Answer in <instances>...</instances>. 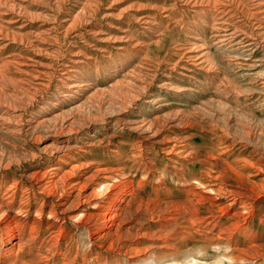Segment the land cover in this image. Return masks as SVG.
<instances>
[{"label": "rangeland", "instance_id": "1", "mask_svg": "<svg viewBox=\"0 0 264 264\" xmlns=\"http://www.w3.org/2000/svg\"><path fill=\"white\" fill-rule=\"evenodd\" d=\"M178 1L0 0V226L21 219L14 239L0 228V251L20 243L8 260L0 252V264H264V188L220 210L227 184L264 186V0ZM165 115L176 124L169 137L191 153L176 164L127 124ZM60 147L71 176L121 169L112 183L133 179L138 199L177 203L181 219L126 211L121 238L110 244L74 208L50 214L56 195L39 194L30 175L58 163ZM199 195L207 200L197 203ZM188 210L213 217L205 233L204 225L182 228Z\"/></svg>", "mask_w": 264, "mask_h": 264}, {"label": "bare ground", "instance_id": "2", "mask_svg": "<svg viewBox=\"0 0 264 264\" xmlns=\"http://www.w3.org/2000/svg\"><path fill=\"white\" fill-rule=\"evenodd\" d=\"M3 1V0H1ZM178 1V0H177ZM199 1V0H198ZM228 1V0H227ZM247 1V0H246ZM250 1V0H249ZM5 2V1H4ZM7 2V1H6ZM13 2V1H12ZM179 2V1H178ZM203 2V1H202ZM217 1H215L216 3ZM238 2V1H236ZM252 2V1H251ZM256 2V1H255ZM264 2V1H263ZM22 3V2H21ZM20 3V4H21ZM27 3V2H26ZM175 3V2H174ZM184 3V2H183ZM198 3V2H197ZM200 3V2H199ZM219 3V2H218ZM260 3V0H259ZM9 4V3H8ZM16 4V3H15ZM19 4V3H18ZM17 4V5H18ZM176 4V3H175ZM187 4V2H186ZM203 4V3H202ZM210 4V3H208ZM207 4V6H208ZM214 4V3H213ZM220 4V3H219ZM235 4V3H234ZM241 4V2H240ZM255 4V3H254ZM3 3L1 4V6ZM22 5V4H21ZM205 5V4H204ZM237 5V4H236ZM243 5V4H242ZM7 6V5H6ZM10 6V5H9ZM13 6V4L11 5ZM196 6V5H195ZM202 6V5H199ZM210 6V5H209ZM216 6V5H215ZM223 6V5H222ZM258 6V4H257ZM15 7V6H14ZM13 7V8H14ZM17 7V6H16ZM190 7V6H189ZM197 7V6H196ZM220 7V6H219ZM256 7V6H255ZM217 8V7H216ZM229 8V7H228ZM234 8V7H233ZM244 8V7H243ZM250 8V7H249ZM261 8V7H260ZM8 9V8H7ZM10 9V7H9ZM79 9V8H78ZM161 9V8H160ZM252 9V8H251ZM13 10V9H12ZM19 10V9H18ZM210 10V9H209ZM213 10V8H212ZM217 10V9H216ZM246 10V8H245ZM20 11V10H19ZM224 11V10H223ZM258 11V10H257ZM14 12V11H13ZM80 12V11H79ZM252 12V11H251ZM256 12V11H255ZM254 12V13H255ZM262 12V10H261ZM2 14V12H0ZM16 13V12H15ZM216 13V12H215ZM227 13V12H226ZM225 13V14H226ZM258 13V12H257ZM255 13V14H257ZM77 14V13H76ZM75 14V15H76ZM249 14V13H248ZM253 14V13H252ZM259 14V13H258ZM13 15V14H12ZM11 15V16H12ZM224 15V12H223ZM253 16V15H251ZM1 18V17H0ZM19 18V17H18ZM71 18V17H70ZM256 18V17H255ZM9 19V18H8ZM72 19V18H71ZM259 19V18H258ZM257 19V21H258ZM144 20V19H143ZM263 21V20H261ZM10 22V21H9ZM13 22V21H12ZM143 22V21H142ZM148 22V21H147ZM70 23V21H69ZM258 23V22H257ZM19 25V24H18ZM260 25V24H259ZM13 26V25H12ZM234 26V25H233ZM15 27V26H13ZM23 27V26H22ZM145 27V26H144ZM148 28V27H147ZM10 29V28H9ZM253 29V28H252ZM2 30V29H1ZM46 30V29H45ZM262 30V29H261ZM260 30V31H261ZM8 31V30H7ZM42 31V30H41ZM239 31V29H238ZM238 31L236 30L237 34ZM19 33V32H18ZM21 33V32H20ZM38 33V32H37ZM46 33V31H45ZM128 33V32H127ZM130 33V31H129ZM241 33V32H240ZM256 33V32H255ZM34 34V33H33ZM39 34V33H38ZM43 34V33H42ZM230 34V33H229ZM254 34V33H253ZM14 35V34H13ZM11 35V36H13ZM47 35V34H46ZM219 35V34H218ZM235 35V34H234ZM233 35V36H234ZM16 36V35H14ZM117 36V35H116ZM222 36V35H221ZM43 37V36H42ZM45 37V36H44ZM112 37V36H111ZM224 37V36H223ZM3 38V37H2ZM46 38V37H45ZM104 38V37H103ZM218 38V37H217ZM226 38V37H225ZM230 38V37H229ZM246 38V37H245ZM249 38V37H248ZM262 38V37H261ZM19 39V38H18ZM22 39V38H21ZM26 39V37H25ZM23 39V40H25ZM38 39V38H36ZM126 39V38H125ZM124 39V40H125ZM220 39V38H219ZM256 39V38H255ZM254 39V40H255ZM259 39V38H258ZM28 40V39H27ZM47 40V39H46ZM257 40V39H256ZM264 40V39H263ZM40 41V40H39ZM118 41V40H117ZM221 41V40H220ZM219 41V42H220ZM264 42V41H263ZM26 43V42H25ZM43 43V42H41ZM194 43V42H193ZM192 43V44H193ZM223 43V42H222ZM225 43V42H224ZM248 43V42H247ZM33 44V43H32ZM240 44V43H239ZM254 44V43H253ZM260 44V43H259ZM222 45V44H221ZM23 46V45H22ZM31 46V45H30ZM189 46V45H188ZM194 46V45H193ZM33 47V46H32ZM36 47V46H35ZM263 47V45H262ZM3 48V47H2ZM30 48V47H29ZM194 48V47H193ZM191 48V49H193ZM202 48V47H201ZM44 49V47H43ZM190 50V49H189ZM198 51L200 48L198 47ZM46 51V50H45ZM183 51V50H182ZM192 51V50H191ZM33 52V51H31ZM13 53V52H12ZM204 53V52H203ZM31 54V53H30ZM43 54V53H42ZM22 55V54H21ZM74 55V54H73ZM78 56V55H77ZM186 56V55H185ZM24 58V56H21ZM16 58V57H15ZM32 58V57H31ZM197 58V57H196ZM203 59V58H202ZM31 60V59H29ZM186 60V59H185ZM12 61V60H11ZM19 61V60H18ZM202 61V60H201ZM192 62V61H191ZM196 62V61H195ZM198 62V61H197ZM7 63V62H6ZM5 63V64H6ZM31 63V62H30ZM199 63V62H198ZM13 64V63H12ZM190 64V63H189ZM16 65V64H14ZM22 65V63H21ZM18 66V65H17ZM45 66V65H44ZM199 66V65H198ZM7 67V66H6ZM27 67V66H26ZM259 67V66H258ZM4 68V67H3ZM255 68V67H254ZM38 69V68H36ZM8 70V69H7ZM72 70V69H71ZM18 71V70H17ZM27 71V70H26ZM38 71V70H37ZM40 71V70H39ZM3 72V71H2ZM32 73V72H31ZM67 73V72H66ZM27 74V73H26ZM37 75V74H36ZM131 75V74H130ZM1 76V75H0ZM33 77V76H32ZM14 78V77H13ZM138 78V77H137ZM1 80V79H0ZM118 80V78H117ZM129 81V80H128ZM134 81V80H133ZM3 82V81H2ZM264 82V81H263ZM1 83V82H0ZM120 83V82H119ZM140 83V82H139ZM259 83V82H258ZM147 84V83H146ZM76 85V84H75ZM88 85V84H87ZM110 85V84H109ZM161 85V84H160ZM163 85V84H162ZM161 85V86H162ZM81 86V85H80ZM115 86V85H114ZM124 86V85H122ZM130 86V85H129ZM141 86V85H140ZM260 86V85H259ZM87 87V86H86ZM133 87V86H132ZM67 88V87H66ZM112 88V87H111ZM131 89V88H130ZM135 91V90H134ZM93 93V92H92ZM117 93V92H116ZM126 94V92H124ZM137 93V92H136ZM90 94V93H89ZM102 96V95H100ZM104 96V95H103ZM102 96V97H103ZM129 96V95H128ZM133 97V95L131 96ZM85 98V97H84ZM77 99V98H76ZM100 99V97H99ZM114 99V98H113ZM121 99V98H120ZM84 100V99H83ZM97 100V99H96ZM105 100V99H104ZM115 100V99H114ZM126 100V99H125ZM59 101V100H57ZM120 101V100H119ZM123 101V100H122ZM133 101V100H131ZM99 102V101H98ZM67 103V102H66ZM93 103V102H92ZM95 103V101H94ZM121 103V102H120ZM125 103V102H124ZM98 104V103H96ZM95 104V105H96ZM102 104V103H101ZM106 104V103H105ZM122 104V103H121ZM162 104V103H161ZM74 105V104H73ZM77 105V104H76ZM75 105V106H76ZM92 105V104H91ZM85 106V105H84ZM71 107V105H70ZM97 108V107H96ZM101 108V107H100ZM157 110V109H156ZM84 111V110H83ZM165 111V110H164ZM84 112H87L86 110ZM161 112V111H160ZM172 112V111H171ZM59 113V112H58ZM57 113V114H58ZM74 113V112H73ZM51 114V113H50ZM79 114V113H78ZM181 114V113H180ZM53 116V115H52ZM166 120H162V123L158 122L159 118H153V120H141L137 122H131L127 123L128 127L130 130L137 132L140 135V138L147 140L149 142H152L154 145H159L161 154L163 157L168 159L171 163L176 164V159L180 160H185L184 158H189L190 156V151L187 152L186 155H182L184 152L183 149L186 147L184 145L180 144H175L174 139L170 138L169 134L171 133L170 130H173L172 128H175L176 124L174 122V119L172 117H167ZM67 117V116H66ZM72 117V116H71ZM83 117V116H82ZM154 117V116H153ZM156 117V116H155ZM121 118V117H120ZM140 118V117H139ZM46 119V118H45ZM72 119V118H71ZM70 119V120H71ZM79 119V118H78ZM77 119V121H78ZM44 120V119H43ZM43 120L40 119V121H37L38 123H43ZM60 120V119H59ZM65 120V119H64ZM67 120V119H66ZM177 120V119H176ZM4 121V120H3ZM74 121V120H73ZM125 121V120H123ZM122 121V123H123ZM6 122V121H5ZM50 122V120H49ZM74 123V122H73ZM6 124V123H5ZM58 124V123H57ZM69 124V123H68ZM12 125V124H11ZM60 125V124H59ZM66 125V124H65ZM7 126V125H5ZM16 126V125H15ZM31 126V125H30ZM35 126V125H33ZM54 126V125H53ZM58 126V125H57ZM69 126V125H68ZM67 126V127H68ZM73 126V125H72ZM113 126V125H112ZM115 126V125H114ZM4 127V126H3ZM123 127V126H122ZM125 127V126H124ZM71 129V128H70ZM8 130V129H7ZM11 130V129H10ZM8 130V131H10ZM14 130V129H13ZM12 130V131H13ZM29 130V129H28ZM68 131V130H67ZM70 132V131H69ZM176 132V131H175ZM14 133V132H13ZM11 134V133H10ZM18 134V133H17ZM30 134V133H29ZM16 136V135H15ZM23 136V135H21ZM174 136V135H173ZM20 137V136H19ZM40 138V137H39ZM38 138V139H39ZM62 142V141H61ZM138 142V141H137ZM136 142V143H137ZM177 142V141H176ZM180 143V142H179ZM148 145V144H147ZM61 146V145H60ZM150 146V145H149ZM59 147V146H58ZM72 146H70L71 148ZM141 147V145H140ZM91 148V147H90ZM146 148V147H145ZM47 149V148H46ZM44 150V149H43ZM48 150V149H47ZM60 153L61 155L57 157L58 163H56L54 166L49 167L46 171H38L37 172H31V177L33 176L35 179V185L37 188L40 190L39 194H45L46 196H50L52 194L56 195V202L51 204L49 213H56V211H59V214H64L67 211H70V209L74 208V213L80 214L79 216H82L84 219V223L86 225V229L90 231V229H97V227L101 228L102 233L99 234L98 236L100 238L102 237H109V243L113 244L114 242H118V240L121 238L120 235V230L121 227L129 220L124 218L125 212L128 211L130 214L132 213H141L142 210H144L146 213H150L152 216L155 212L163 213V219L161 222L163 223H176L178 220L181 219V211L180 210L182 207L178 205L177 203L174 202H158L156 201L151 202L147 201L144 202L140 199L137 198L135 190L132 189V184H133V179L130 178H123L121 182L118 184L112 183L115 181V178L122 177L123 173L121 169L118 170H113L110 168H95L91 170V172H88L86 174H78V175H73L72 170L74 169V166L69 165L68 169H62L61 166L66 165V162L62 161V158L67 156V154L64 153V148L60 147L59 149H55ZM46 151V150H45ZM47 152V151H46ZM51 152V151H50ZM54 152V151H53ZM69 152V151H68ZM70 155V154H69ZM75 156V155H74ZM185 156V157H184ZM188 156V157H187ZM33 157V156H32ZM80 157V156H79ZM82 157V156H81ZM192 157V156H191ZM148 158V157H147ZM66 159V158H65ZM192 159V158H191ZM151 159H142L143 165H149V169L151 172H155V167L154 162L150 161ZM124 161V160H123ZM191 161V160H190ZM152 162V163H151ZM169 162V163H170ZM192 162V161H191ZM198 162V161H196ZM44 163V162H43ZM168 163V162H167ZM188 163V162H187ZM82 164V163H81ZM80 164V165H81ZM84 164V163H83ZM142 164H139L136 170L140 168ZM181 164V163H180ZM2 165V164H1ZM59 165V166H58ZM78 165V163H77ZM86 165V164H85ZM184 165V164H183ZM9 166V165H8ZM51 166V165H50ZM103 166V165H102ZM86 167V166H85ZM200 167V166H199ZM217 167V166H216ZM43 168V167H42ZM144 168V167H143ZM33 170V169H32ZM79 170V169H78ZM233 171L235 169H232ZM180 171V170H178ZM74 172V171H73ZM121 172V173H118ZM182 170L178 173H181ZM211 172V171H210ZM238 175H241L239 172H237ZM175 174V173H174ZM213 176V175H212ZM182 180L186 177L185 174H181ZM225 178L226 175L223 172H219L218 178ZM4 178V177H3ZM209 178V177H208ZM32 179V178H31ZM115 179V180H114ZM196 180V179H195ZM194 180V181H195ZM120 181V180H119ZM136 181V180H135ZM3 182V181H2ZM34 182V181H33ZM111 182V185H107L106 183ZM116 182V181H115ZM197 182V181H196ZM236 182V181H235ZM264 182V180H263ZM9 183V182H8ZM143 183V182H142ZM185 183V182H184ZM13 184V183H12ZM11 184V185H12ZM141 184V183H140ZM138 184V186L140 185ZM200 186H202L203 189H209L212 192H214V189L210 188V186L205 185L204 182L199 179L198 183ZM237 184V183H236ZM189 185V184H188ZM250 188L251 189H246L241 190L237 187H234L230 184H227L226 187L224 188L223 192L226 194V196H229V201L226 202V204L223 205L224 208H221L220 210L224 211L226 208L229 206L234 205L238 200V198H245V199H251L250 193L252 189L254 188H264L263 185H257L253 182H249ZM109 186L115 187V190L109 191V193H106L105 191L109 189ZM10 187V186H9ZM222 187V186H221ZM29 188V187H28ZM9 189V188H7ZM13 189V188H12ZM27 189V188H26ZM136 189V188H135ZM141 189V188H140ZM243 189V188H242ZM8 191V190H7ZM22 191V190H21ZM30 191V190H29ZM208 191V190H207ZM38 192V191H37ZM260 192V191H259ZM102 194V195H101ZM138 194V193H137ZM9 195V194H8ZM18 195V194H17ZM101 195L100 198H96V196ZM187 195V194H186ZM5 197V196H4ZM3 197V198H4ZM198 202L200 203L202 201L207 200L204 198V196L199 195L198 196ZM1 198V197H0ZM8 200L6 203L7 205H10L14 203V195L11 197L8 196ZM228 198V197H227ZM5 199V198H4ZM158 199V198H157ZM31 200V199H30ZM25 201V200H24ZM172 201V200H171ZM26 202V201H25ZM210 202V201H209ZM18 203V202H17ZM45 203V202H44ZM2 204V203H1ZM29 204V203H28ZM181 204V203H180ZM152 205V206H151ZM161 206H164V209L161 211ZM236 206V205H235ZM38 207V206H37ZM42 207V206H41ZM72 207V208H71ZM204 207V206H203ZM23 203H18L17 204V210L22 211L24 210ZM3 207L0 205V215L3 213ZM7 210V209H6ZM189 210H193V208H190ZM190 216L187 218V225L182 228H186L187 230L192 229L194 227H201L204 225L205 221L209 219H212L213 217H210L206 219V217H199L197 213L189 211ZM195 211V210H194ZM24 212V211H23ZM225 212V211H224ZM21 213V212H20ZM222 213V212H221ZM200 215V214H199ZM7 216V215H6ZM53 216V215H52ZM72 216V215H71ZM239 216V215H238ZM224 217V216H223ZM51 218V217H50ZM48 217L47 220H50ZM56 218V217H55ZM23 219V218H22ZM73 219L74 215H73ZM72 219V220H73ZM82 219V218H81ZM21 219L17 217L15 214L13 217L8 216L6 220H4V223H1L2 225L0 226L1 230H3V235L5 238L8 239H14V232L17 226L21 224ZM80 220V219H79ZM23 221V220H22ZM51 221V220H50ZM61 221V220H60ZM78 222V221H77ZM56 223V222H55ZM82 223V222H81ZM51 224V223H50ZM136 224V223H135ZM209 223H206L202 229H200V233H205L207 230V225ZM31 226V225H30ZM150 226V225H149ZM158 226V225H157ZM164 226V225H163ZM210 226V225H209ZM23 227V226H22ZM33 227V226H32ZM61 227V225H60ZM18 228V227H17ZM123 228V227H122ZM62 229V228H61ZM60 229V230H61ZM148 229V228H147ZM168 229V228H166ZM141 230V229H140ZM198 230V228H197ZM52 231V230H51ZM196 231V229L194 230ZM30 232V231H29ZM56 232V231H55ZM99 232V231H98ZM223 232V231H220ZM94 233V232H93ZM100 233V232H99ZM150 233H148L149 236ZM231 235V234H229ZM28 236V235H27ZM225 236V235H224ZM52 237V236H51ZM146 237V236H145ZM223 237V236H222ZM54 238V237H53ZM225 238L228 240V236H225ZM93 239V238H92ZM95 239V238H94ZM125 239V238H124ZM183 239V238H182ZM24 240V239H23ZM53 240V239H52ZM3 241V240H2ZM5 242V241H3ZM21 242V241H20ZM225 242V241H223ZM6 244V243H5ZM20 243L16 240L12 242V246L5 245L7 247H4L2 251V257L5 260H8L10 256L14 254L13 249L14 247L19 248L18 246ZM128 245V244H127ZM129 247V246H128ZM125 248L126 245H125ZM21 249V248H20ZM17 250V249H16ZM0 251V252H1ZM122 251V250H121ZM19 252V251H18ZM22 252V251H21ZM16 253V252H15ZM14 260L15 262L18 261V257L14 255ZM149 258V255H148Z\"/></svg>", "mask_w": 264, "mask_h": 264}]
</instances>
